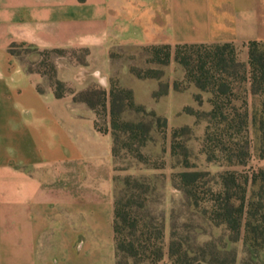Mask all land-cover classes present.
I'll use <instances>...</instances> for the list:
<instances>
[{
    "label": "crops",
    "instance_id": "1",
    "mask_svg": "<svg viewBox=\"0 0 264 264\" xmlns=\"http://www.w3.org/2000/svg\"><path fill=\"white\" fill-rule=\"evenodd\" d=\"M249 41L264 0H0V264H116L113 136L74 94L41 92L13 45L87 48L98 75L118 46ZM87 71L60 76L78 88Z\"/></svg>",
    "mask_w": 264,
    "mask_h": 264
},
{
    "label": "trees",
    "instance_id": "2",
    "mask_svg": "<svg viewBox=\"0 0 264 264\" xmlns=\"http://www.w3.org/2000/svg\"><path fill=\"white\" fill-rule=\"evenodd\" d=\"M19 45L26 44L13 45L10 49L13 54L20 55L15 51ZM244 46L248 48L247 65L237 61V46L234 43L176 46L175 59L185 68L188 80L202 92L211 94L212 109L209 112L202 114L191 107L186 108L187 113L208 121L205 142L209 160L226 161L230 166L245 169L227 170L216 176L210 172L183 170L176 174L175 180L195 210L194 215H200L204 223L212 227L223 228L229 242H243L244 256L241 264H264V167L247 168L252 151L249 136L250 112L245 98L241 104H237L241 94L235 86L236 82H249L250 88L246 90V96L251 94L262 98L261 108L254 113L253 119L257 120V154L260 159H264V42L249 41ZM172 48L171 45H153L157 60L164 64L171 60ZM163 50L164 58L160 54ZM140 77L160 79V73ZM167 87L165 85L163 94L167 93ZM53 89L58 98L74 94V99L86 103L96 117L99 106L107 112L109 95L104 88L77 93L66 89L61 81H56ZM39 90L42 92L43 88L39 87ZM110 97L112 130L101 129L98 119L97 129L104 133L110 132L116 144L120 139L118 129L122 123L129 140L144 146L150 139L152 124L143 120L120 122V114L126 107L135 108L140 113H147L146 109L135 105L132 90L121 89L116 92L113 89ZM150 114L159 123L166 125V120L155 112ZM185 130L187 128L176 130L175 137ZM173 147L176 153L177 146ZM116 153L118 150L113 145V157ZM140 188L143 187L137 184L127 196H115L114 232L118 260L123 255L135 258L139 264L238 263L236 252L229 250L221 238L199 242L196 235L186 231L192 230V226L179 225L178 222L173 225L166 251L163 222L157 221L151 214L145 217L140 214L146 209V204L137 200L135 190Z\"/></svg>",
    "mask_w": 264,
    "mask_h": 264
},
{
    "label": "rangeland",
    "instance_id": "3",
    "mask_svg": "<svg viewBox=\"0 0 264 264\" xmlns=\"http://www.w3.org/2000/svg\"><path fill=\"white\" fill-rule=\"evenodd\" d=\"M176 46H172V57L168 64L157 60L153 44H127L115 47L111 51V69L103 71L100 68L103 72L98 75L94 74V70L89 69L91 51L87 48L40 51L26 45H19L15 51L21 55L27 67L43 73L45 81L42 88L49 85L55 86L56 81H61L66 89L77 93L87 89H106L109 95L107 112L99 106L97 114L101 129L112 130L111 91L113 89L116 92L121 89L132 90L135 105L143 106L147 113H140L135 108L126 107L121 111L120 122L143 120L152 124V128L149 133L150 139L144 146H140L129 140V135L124 131L122 123L120 124L121 127L118 129L120 139L116 144L114 143L118 150L113 157L114 195L127 196L132 191V187H136L137 184L143 187L135 190L138 195L137 200L146 204V209L140 214L144 217L151 214L150 216H155L157 221L163 222L166 251L173 225L178 222L179 225L192 226L193 231L191 229L186 231L196 235L199 242L204 243L213 238H221L229 250L236 252L237 264H241L244 256L243 242H229L223 228L212 227L204 223L200 215H194L195 210L176 184L175 176L183 170L210 172L216 176L227 170L245 169L240 166H230L226 161L209 160L205 142L208 121L187 113L186 108L191 107L195 112L202 114L209 112L212 109L211 94L202 92L188 80L185 68L175 59ZM236 46L237 61L247 65L248 48L243 44ZM160 54L164 58L165 50L160 51ZM69 66L76 67L77 70L87 67L89 70L85 73V77L78 74V88L71 86L60 76V70ZM155 72L160 73V79L140 77L144 74L154 75ZM102 78H104L103 82ZM156 83L157 86L154 88L152 84ZM165 85L168 86V91L163 94ZM235 86L241 94L237 104H241L245 98L250 112L249 136L252 151L247 168L258 169L264 167V159H260L257 154V120L253 119V115L256 111L259 112L262 98L251 94L246 96V90L250 88L249 82H236ZM151 112L165 119L166 125L159 123L157 118L150 114ZM183 128L187 130L175 137V131ZM174 145L177 146L176 153L173 149ZM118 262L139 264L135 258L123 255L120 260L116 258V264Z\"/></svg>",
    "mask_w": 264,
    "mask_h": 264
}]
</instances>
